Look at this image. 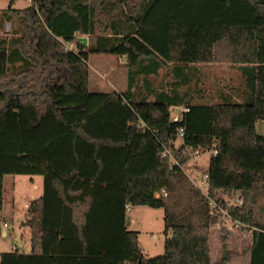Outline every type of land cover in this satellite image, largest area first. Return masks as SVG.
I'll return each instance as SVG.
<instances>
[{
	"label": "trees",
	"instance_id": "obj_1",
	"mask_svg": "<svg viewBox=\"0 0 264 264\" xmlns=\"http://www.w3.org/2000/svg\"><path fill=\"white\" fill-rule=\"evenodd\" d=\"M97 14L110 34L84 46L79 37L94 36ZM4 15L19 21L20 36L0 42V233L4 175L41 176L44 195L26 212L30 252L0 254V264H211L210 229L226 233L223 212L247 227L241 232L252 229L249 264H264V226L253 215L254 195L264 191L256 131L264 121V0H33ZM91 53L126 58L125 93L89 92ZM213 63L239 68L241 102L195 105L178 93L192 65ZM164 68L175 81L169 92L148 81ZM140 78L147 95L135 100ZM172 107L187 111L173 121ZM164 149L180 166L196 151H216L200 171L206 196ZM234 196L241 206L230 204ZM128 205L164 210L161 256L145 258L126 223ZM222 250L216 264L231 258L225 235Z\"/></svg>",
	"mask_w": 264,
	"mask_h": 264
},
{
	"label": "rangeland",
	"instance_id": "obj_2",
	"mask_svg": "<svg viewBox=\"0 0 264 264\" xmlns=\"http://www.w3.org/2000/svg\"><path fill=\"white\" fill-rule=\"evenodd\" d=\"M12 0H0V17L6 11ZM33 0H15L14 8L22 10L28 7ZM103 14H97L95 20V33L93 37L86 38L87 45L90 40L97 36H107L110 34L107 29V23ZM17 19L11 23L0 24V40L9 45L10 40L17 38L19 33ZM67 50H74L73 45L64 44ZM127 61L125 57L104 53H91L88 55V90L90 93H117L121 94L127 87ZM18 66V65H16ZM11 68V67H10ZM18 71V67H15ZM197 73L189 76L190 82L186 86H180L178 93L180 95L188 92L191 97V103L195 105H216L222 102L223 98L231 101L241 102L245 92L244 78L241 76L237 66L229 64H199L196 66ZM168 70V71H167ZM141 78L139 79L140 83ZM152 88L156 91L169 92L173 86L174 78L169 69H163L157 76L148 78ZM138 88V87H136ZM135 93H136V89ZM181 107L170 109L171 118H174L176 112ZM182 109V108H181ZM181 111V110H180ZM256 131L264 136V121L256 123ZM181 142V139H177ZM176 147L179 144H174ZM210 157L209 152H203L190 160L189 164H197V170L207 165ZM185 166L186 173L190 170ZM194 166V165H192ZM201 169V170H200ZM189 174V173H188ZM194 176H200L194 174ZM33 179V182H31ZM43 177L33 175H4L3 176V205L1 211L2 221H5L10 228L1 226L0 233V254L19 252L28 254L30 252V235L28 226H26V217L22 216L31 199H38L44 195ZM220 197H224L221 193ZM48 197V195L46 196ZM49 198V197H48ZM241 199L234 196L229 199L230 204L235 205L236 200ZM227 200V199H226ZM253 215L255 222L264 226V191H257L254 195ZM242 201V199H241ZM236 206V205H235ZM22 220L20 227L19 221ZM128 229L138 232V245L146 259L156 258L164 252V243L167 239L166 225L164 221L163 209H151L144 206H135L127 212ZM133 221L131 224L130 221ZM234 221L226 218L224 226L226 233L222 231V226H214L210 229L209 247L211 264H216L223 258L222 242L225 235V248L227 254L231 255L230 260L225 264H249L247 249L252 241V229L247 232H241L240 229L247 228L245 225L236 228ZM26 226V227H24ZM24 229V230H23ZM13 230V232H12ZM26 230V231H25ZM11 231L10 235L5 233ZM25 231V232H24ZM25 233V234H24Z\"/></svg>",
	"mask_w": 264,
	"mask_h": 264
},
{
	"label": "built area",
	"instance_id": "obj_3",
	"mask_svg": "<svg viewBox=\"0 0 264 264\" xmlns=\"http://www.w3.org/2000/svg\"><path fill=\"white\" fill-rule=\"evenodd\" d=\"M174 109H176V108H172V111L174 112ZM187 111V109H185V108H183L180 112H176V114H175V116H174V118H173V121H177V120H179L178 119V117H179V115L181 114V113H183V112H186ZM183 137V129H180L179 130V133H178V138L179 139H181ZM200 151L201 150H199V151H196L195 153H192V154H190V157H189V161L190 160H192V159H194L195 157H197L199 154H200ZM204 151H201V153H203ZM206 152H209V154H210V156H214L215 154H216V151H206ZM162 156L163 157H169V159H170V162H171V165L173 166H179L180 167V169H182V171L185 173V175L188 177V179H189V181L191 182V184L197 189V190H199L204 196H206L207 195V179H208V177H207V175H202L201 174V176H194V174L195 173H193L192 172V170H189L188 171V173H186V171L184 170V167L187 165V163L189 162H187V163H185L184 165H182V166H180L178 163H177V161L173 158V156H172V154H171V152L168 150V149H164V152L162 153ZM162 194H164V192L162 191ZM160 196V194L159 193H157L156 194V197H159ZM236 206H241L242 205V201H241V199H237L236 200V204H235ZM211 206H212V208H215V205L212 203L211 204ZM130 207L131 206H127L126 207V210L128 211L129 209H130ZM223 215L224 216H226L227 218H228V215L225 213V212H223ZM234 225H235V227L236 228H240L241 226H243V224H241L240 222H235L234 223ZM2 226L4 227V228H7V225L4 223V224H2Z\"/></svg>",
	"mask_w": 264,
	"mask_h": 264
},
{
	"label": "crops",
	"instance_id": "obj_4",
	"mask_svg": "<svg viewBox=\"0 0 264 264\" xmlns=\"http://www.w3.org/2000/svg\"><path fill=\"white\" fill-rule=\"evenodd\" d=\"M15 0H12L10 3H9V5H8V7H10V9H12V10H17V11H21V10H19V9H16V8H14V5L16 4L15 2H14ZM7 7V8H8ZM27 8V7H26ZM25 9V8H24ZM7 10V9H6ZM23 10V9H22ZM7 17H8V15H7ZM7 17L3 14L1 17H0V24H2V23H5V22H9V23H11V22H13V21H15L16 19L15 18H11V19H7ZM8 20V21H7ZM2 21V22H1ZM0 42H1V40H0ZM86 45H87V42H86ZM5 47H7V45H4ZM119 57V56H118ZM197 65H199V64H196V65H192L193 66V69L194 70H192V73H197V68H196V66ZM208 65H210V64H208ZM165 69H168V68H165ZM163 69H161V70H159V72L160 71H162ZM168 71V70H167ZM186 71V70H185ZM159 72H158V74H159ZM185 73H187V71L185 72ZM157 74V75H158ZM126 75H127V73H126ZM156 75V76H157ZM150 77H152V76H150ZM149 78V77H148ZM127 80V79H126ZM149 81V80H148ZM150 83V82H149ZM151 85V84H150ZM136 87H138V88H135L136 89V93H135V90H133V92H134V94H135V96H134V98H135V100H139V99H141L142 97H144V96H146L147 95V91L145 90V88H144V86H143V82H142V79L140 80V83H139V81H138V83H137V86ZM153 89V88H152ZM127 91V87H126V89H125V91H123V93H125ZM153 100V96L151 95L150 97H149V99H148V101H152ZM172 108H178V107H172ZM182 109H183V107H181ZM179 109V111L178 112H180V110H182V109ZM178 143L179 145L181 144V142L180 141H175L174 143H173V147L174 148H177L174 144L175 143ZM208 161H209V159H208ZM192 165H194V166H192ZM188 164L187 166H189L190 167V170H192V172L193 173H195L196 175L198 174V175H200L201 176V172H199L198 170H197V167L199 166V165H197V164ZM207 165H208V162H207ZM207 165L205 166V167H203L202 168V166H201V169H205L206 167H207ZM200 169V170H201ZM31 182H33V179H31ZM33 200H35V199H31L29 202H28V205H29V203L31 202V201H33ZM27 208H28V206H27ZM27 208H26V210H25V212H24V214L22 215V216H27L26 215V212H27ZM132 208H134L133 206H131L130 207V209L128 210V211H130ZM127 211V212H128ZM1 221H2V218H1ZM22 220H20L19 221V223L21 222ZM26 226H28V234L30 235V219L28 218V217H26ZM131 222V224L133 223V221L131 220L130 221ZM6 224L7 225V228L6 229H9L10 228V226L5 222V221H2V224ZM21 224H22V222L20 223V227H21ZM26 226H24V227H26ZM127 226H128V220H127ZM22 228V227H21ZM24 230V229H23ZM26 231V230H25ZM24 231V232H25ZM12 232H13V230H12ZM10 233H11V231H9V232H7V233H5L6 235H10ZM25 234V233H24ZM168 235H167V237H169V233H167ZM26 253V252H25ZM248 259H249V256H248ZM248 263H249V261H248Z\"/></svg>",
	"mask_w": 264,
	"mask_h": 264
},
{
	"label": "water",
	"instance_id": "obj_5",
	"mask_svg": "<svg viewBox=\"0 0 264 264\" xmlns=\"http://www.w3.org/2000/svg\"><path fill=\"white\" fill-rule=\"evenodd\" d=\"M79 41H81L84 46L86 45V38H79ZM180 115H179L178 119L180 118ZM126 223H127V221H126Z\"/></svg>",
	"mask_w": 264,
	"mask_h": 264
}]
</instances>
